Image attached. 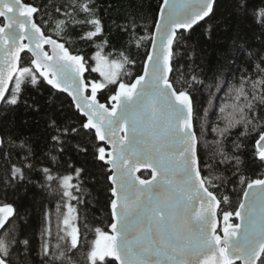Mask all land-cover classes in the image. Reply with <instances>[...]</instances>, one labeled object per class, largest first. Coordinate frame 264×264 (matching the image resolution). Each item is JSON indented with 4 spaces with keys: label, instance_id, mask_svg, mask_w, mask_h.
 Returning a JSON list of instances; mask_svg holds the SVG:
<instances>
[{
    "label": "snow or ice",
    "instance_id": "obj_1",
    "mask_svg": "<svg viewBox=\"0 0 264 264\" xmlns=\"http://www.w3.org/2000/svg\"><path fill=\"white\" fill-rule=\"evenodd\" d=\"M109 9L0 0V117L22 106L43 121L38 140L0 129V264H264V0H157L151 24L133 7L113 21L127 37L119 58L103 51ZM213 17L209 38L224 36L218 59L243 52L255 77L230 85L210 122L212 89L225 81L204 75L186 34ZM102 36L94 64L71 50ZM133 46L144 49L134 76ZM29 87L52 93L46 109L25 97ZM200 87L208 107H198ZM62 94L67 109L56 104ZM99 178L109 222L90 227L78 206ZM29 186L57 197L54 210L42 206L38 243L30 212L7 202Z\"/></svg>",
    "mask_w": 264,
    "mask_h": 264
},
{
    "label": "trees",
    "instance_id": "obj_2",
    "mask_svg": "<svg viewBox=\"0 0 264 264\" xmlns=\"http://www.w3.org/2000/svg\"><path fill=\"white\" fill-rule=\"evenodd\" d=\"M255 2L257 6H260L261 0H255ZM35 3L39 4L41 0H35ZM98 3L105 9H107L109 5H112V9H109L107 12H102L105 21V35L108 39V45L103 47V51L106 54L110 53V58H119V53L125 51L124 45L127 37L123 36L117 30L113 21L115 20L117 24L121 23L124 13L135 7L140 11L148 13L149 18L147 22L151 24L153 12L150 11V8H155L157 0H98ZM217 14L219 15V10ZM215 19L216 17H213V19L207 23L201 22L190 34H186V42L191 49L195 50L197 63H200L201 57H203L201 66L204 69V75L207 76L209 80H211L214 75H222L225 81L221 91L217 92L215 88L212 89L214 107L210 113V122L216 121L219 106L225 102H229V86H238L239 79L243 74L255 77L254 67L250 66L247 56L243 52H241L239 58L235 60H233L232 54H230L227 59H218L219 53L224 47L222 43L224 36L217 29L211 33V38H209V33L206 31L208 24L213 23ZM141 23H143V21ZM253 31H256V29L253 28ZM141 34H143V31ZM251 36L252 33H248V37ZM103 38V36L98 38L95 44L77 41L70 47L74 54L79 50V54L84 55L89 64H94L92 57L97 51L96 45H101ZM131 51L133 53H137L138 51V54L135 56L136 64L128 66L134 76L137 74L138 70L142 68L144 49L141 48L136 50L133 46ZM181 63L186 66L188 62L182 60ZM217 69L220 71L217 72ZM85 75L89 80H103L102 77L99 76V73H85ZM126 79H130V77H126ZM41 92H43V95H41ZM51 95L52 93L47 90V87L42 88L40 91L30 87L25 90V97L29 99V102L34 98L36 102L44 106V109L47 108L45 101H47ZM194 96L196 97L198 107H208V100L210 97L206 88H198V90L194 92ZM100 98L103 102L104 97L101 95ZM69 102L70 97H68L67 94H62L56 98V104L63 103L65 109L68 108ZM68 114L70 115L71 113L69 112ZM40 115L41 114L28 111L21 106L14 112L9 113L7 119L0 117V129L9 130L11 134L31 135L34 140H38L42 135L43 129V121L40 119ZM37 121H39V123H37ZM40 154L41 146L37 144V155ZM73 159H76V157L73 156ZM37 179L39 178L37 177ZM88 187L91 190V195L85 197V199L89 202L78 206L81 221L86 217L90 227H106L109 222L106 182L102 178H99L96 183H89ZM229 187H231V185ZM17 196L19 198H17ZM56 199L57 197L54 194L47 195L41 192L39 188L33 186H29L27 193H24L22 190L16 195L9 193L7 202L14 203L18 211L22 214L26 210L30 212V216L28 217L29 223L26 228L27 231L33 234L34 243L39 242L42 206L48 205L54 210ZM233 199L235 201V196ZM235 222H237V220H235ZM89 238H91V235Z\"/></svg>",
    "mask_w": 264,
    "mask_h": 264
},
{
    "label": "water",
    "instance_id": "obj_3",
    "mask_svg": "<svg viewBox=\"0 0 264 264\" xmlns=\"http://www.w3.org/2000/svg\"><path fill=\"white\" fill-rule=\"evenodd\" d=\"M11 86V82H10V84H9V87ZM237 222H239L238 220H237Z\"/></svg>",
    "mask_w": 264,
    "mask_h": 264
},
{
    "label": "rangeland",
    "instance_id": "obj_4",
    "mask_svg": "<svg viewBox=\"0 0 264 264\" xmlns=\"http://www.w3.org/2000/svg\"><path fill=\"white\" fill-rule=\"evenodd\" d=\"M103 79V78H102Z\"/></svg>",
    "mask_w": 264,
    "mask_h": 264
}]
</instances>
